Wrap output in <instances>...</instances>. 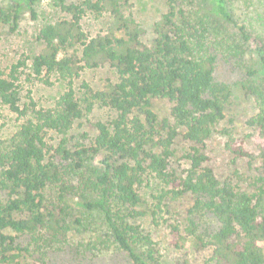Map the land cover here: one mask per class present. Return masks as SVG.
<instances>
[{
	"label": "trees",
	"instance_id": "1",
	"mask_svg": "<svg viewBox=\"0 0 264 264\" xmlns=\"http://www.w3.org/2000/svg\"><path fill=\"white\" fill-rule=\"evenodd\" d=\"M39 1L0 0V26L14 30L24 11L35 19ZM156 1L162 13L144 41V30L123 11L126 0H57L67 18L38 28L29 67L24 59L0 70V104L20 119L0 141V264H48L52 250L72 245V223L80 226L72 205L101 214L107 232L72 245L75 254L115 246L131 264H155L151 236L128 222L155 223V209L168 213L169 203L185 196L191 205L182 222L166 225L172 247L189 242L210 250L204 264H264V0H239L240 21L228 8L238 0ZM86 13L108 18L94 36L81 27ZM220 62L239 80H218ZM104 64L115 79L97 90L82 82L77 92L80 73ZM25 68L43 84L51 85L52 75L65 82L52 107L20 103ZM234 100L252 103L244 125L257 138L256 153L223 126ZM159 101L169 105L162 118L154 110ZM95 105L112 116L74 139L75 123ZM216 134L235 158L260 163L251 191L208 166ZM150 180L158 186L152 209L139 192Z\"/></svg>",
	"mask_w": 264,
	"mask_h": 264
},
{
	"label": "rangeland",
	"instance_id": "2",
	"mask_svg": "<svg viewBox=\"0 0 264 264\" xmlns=\"http://www.w3.org/2000/svg\"><path fill=\"white\" fill-rule=\"evenodd\" d=\"M56 1L40 0L35 5V19L31 17L29 12L24 11L14 30L8 26H0V70L8 72L12 64L24 59H27L26 64L29 67L30 57L39 50V43L35 39L38 28L46 22L67 18L64 12L56 6ZM65 1L69 3L72 0ZM239 3V0L235 1L228 7L237 21H240L243 16L240 6L243 4ZM210 8L211 6L208 4V9ZM123 11L126 15H132L144 30L142 39L144 41L150 40L152 38V24L162 13L161 2L156 0H126ZM107 21L106 16L96 17L86 13L81 20V27L88 36H94L103 30ZM240 77L241 74L232 71L230 65L222 62L218 64L216 72L218 80L231 83L239 80ZM114 79L113 69L108 64H104L97 69L83 70L79 77L74 80V87L78 92L80 83L85 82L92 89L97 90L101 89L107 80ZM49 82L51 85L34 80L29 68H25L19 80L20 103L23 105L28 102V99H31L38 108L52 107L59 95L65 90L66 85L56 75H52ZM154 110L158 117L162 118L168 115L169 105L159 101L156 102ZM251 114V102L234 100L225 111L223 126L231 131L232 135L247 151L256 153L255 142L257 143V138L248 137L250 131L244 125ZM110 116L112 113L108 109L95 105L90 114L75 123L74 129L69 135L78 139L84 131H89L90 124L105 121ZM19 123L20 119L11 113L6 106L0 104V141L9 138ZM224 141L225 138L217 134L209 141L206 149L208 166L214 171L218 179L222 181L227 178L233 179V182H236L241 189L251 191L254 179L261 172L260 163L257 160L248 163L246 160L235 158L225 149ZM182 149L183 146L179 144L176 152L177 157L181 155ZM157 188L158 186L150 180L139 191L142 199L151 209L156 205L153 198L158 194ZM0 197L2 196L0 195ZM190 205L191 198L185 196L170 202L168 213L158 212L155 209V223L152 222L151 218H140L128 222L139 225L144 234L151 236L156 244L155 264H204V261L210 256V250H195L189 242L183 243L181 248L172 247L166 225L173 221L174 223L182 222ZM71 215L72 220L78 219L80 221V226L72 223V245L92 243L98 237L105 239L107 232L101 214L72 205ZM20 240L25 243L26 239L22 237ZM72 245L61 251L52 250L47 257L48 264H131L125 255L116 250L115 246H108L103 254H97V251L85 252V248L81 249L79 254H75Z\"/></svg>",
	"mask_w": 264,
	"mask_h": 264
}]
</instances>
